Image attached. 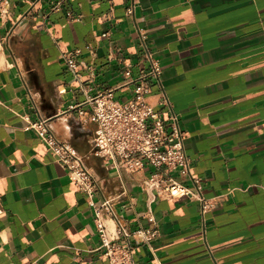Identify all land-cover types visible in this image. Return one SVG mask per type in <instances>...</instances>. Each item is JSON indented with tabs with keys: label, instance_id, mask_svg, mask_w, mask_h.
Masks as SVG:
<instances>
[{
	"label": "crops",
	"instance_id": "1",
	"mask_svg": "<svg viewBox=\"0 0 264 264\" xmlns=\"http://www.w3.org/2000/svg\"><path fill=\"white\" fill-rule=\"evenodd\" d=\"M2 10L0 264H108L94 224L103 200L129 230L157 231L134 241V264H264V0H5ZM54 42L78 51L91 95L125 102L142 83L163 120L173 112L192 179L171 176L200 188L207 213L194 199L150 203L151 167L114 169L94 154L91 108ZM40 118L91 169V197L28 128Z\"/></svg>",
	"mask_w": 264,
	"mask_h": 264
},
{
	"label": "built area",
	"instance_id": "2",
	"mask_svg": "<svg viewBox=\"0 0 264 264\" xmlns=\"http://www.w3.org/2000/svg\"><path fill=\"white\" fill-rule=\"evenodd\" d=\"M4 1L0 0L1 13ZM127 14H132V9H128ZM54 43L65 70L71 72L80 83L85 102L91 108V120L96 124L91 141L94 154L114 169L134 172L145 165L151 167L152 172L141 183L150 203L157 198L194 199L200 202L202 215L207 213L212 204L204 199L200 188L197 186L196 191H192L171 176L173 171H177L181 176L192 179L189 174L190 162L184 150L187 133L180 129L173 112L167 121L163 120L146 101L149 91L142 83L136 85L133 97L125 102L115 101L109 92L91 95L93 86L82 83L76 73L78 51H62L58 43ZM153 69L151 74L157 77L158 70L154 65ZM162 104L170 108L166 100ZM28 128L34 131L54 162L65 171L76 190L91 197L97 190L96 179L70 144L57 139L46 119L29 123ZM94 209V224L103 250L102 256L107 258L108 264H134L131 257L134 241L149 245L157 236L155 229L138 227L129 230L114 211L111 200H103ZM106 219L111 226L106 224Z\"/></svg>",
	"mask_w": 264,
	"mask_h": 264
}]
</instances>
